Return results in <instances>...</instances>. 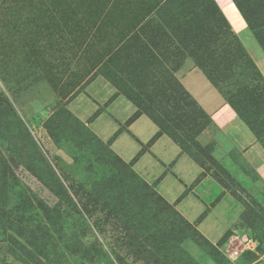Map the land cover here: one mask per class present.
Returning a JSON list of instances; mask_svg holds the SVG:
<instances>
[{"label": "rangeland", "instance_id": "obj_1", "mask_svg": "<svg viewBox=\"0 0 264 264\" xmlns=\"http://www.w3.org/2000/svg\"><path fill=\"white\" fill-rule=\"evenodd\" d=\"M232 1L240 34L214 0H0V264H264V178L239 150L264 157V0ZM190 64L235 133L176 79ZM118 92L243 204L216 243L90 132Z\"/></svg>", "mask_w": 264, "mask_h": 264}, {"label": "crops", "instance_id": "obj_2", "mask_svg": "<svg viewBox=\"0 0 264 264\" xmlns=\"http://www.w3.org/2000/svg\"><path fill=\"white\" fill-rule=\"evenodd\" d=\"M214 2L230 29L240 34L246 23L238 9L239 19L236 25L233 23L237 19L236 11L227 3L234 2ZM256 59L264 71L263 55L256 54ZM189 66L183 71L176 70L174 75L178 82L213 119L218 116L223 119L222 125L227 132H234L239 125L236 114L228 111L222 97L200 68ZM138 111V105L131 98L118 92L89 120L87 126L207 241L216 243L241 215L242 203L210 174H203L198 163L168 135L158 133L157 124L146 113ZM259 148L258 143H253L239 150L264 178V157Z\"/></svg>", "mask_w": 264, "mask_h": 264}, {"label": "trees", "instance_id": "obj_3", "mask_svg": "<svg viewBox=\"0 0 264 264\" xmlns=\"http://www.w3.org/2000/svg\"><path fill=\"white\" fill-rule=\"evenodd\" d=\"M234 2V1H233ZM234 4L236 5V7H237V9L239 10V6H238V4L236 3V2H234ZM240 12H241V10H239ZM242 17H244L243 15H242ZM245 19V18H244ZM206 76H207V78L210 80V81H213V79H212V77L211 76H209V75H207L206 74ZM186 92V91H185ZM138 113H146V112H144V111H142L141 109H139V107H138ZM202 110V109H201ZM147 114V113H146ZM241 114V113H240ZM240 114H238L240 117H242ZM148 115V114H147ZM149 116V115H148ZM155 123H156V121L151 117V116H149ZM157 124V123H156ZM157 126H158V133H165L166 135H168L179 147H180V149L183 151V152H185L188 156H190L196 163H198V161L192 156V155H190L188 152H186V151H184V149L181 147V145L179 144V142L172 136V134H170V133H168V132H165V131H163L162 129H161V127H160V125H158L157 124ZM91 132V131H90ZM92 133V132H91ZM93 134V133H92ZM100 140V139H99ZM101 141V140H100ZM103 142V141H102ZM112 151V150H111ZM113 152V151H112ZM114 153V152H113ZM122 161V160H121ZM123 163H125V162H123ZM127 164V163H126ZM199 164V163H198ZM200 165V164H199ZM130 166V165H129ZM132 170V169H131ZM133 171V170H132ZM133 173H134V171H133ZM203 174H204V172H202ZM137 175V174H136ZM138 176V175H137ZM212 176V175H211ZM139 177V176H138ZM213 177V176H212ZM140 178V177H139ZM214 178V177H213ZM141 179V178H140ZM215 179V178H214ZM142 180V179H141ZM216 180V179H215ZM216 181H218V180H216ZM142 182L146 185V186H150V185H148L146 182H144L143 180H142ZM219 182V181H218ZM220 183V182H219ZM221 184V183H220ZM222 185V184H221ZM223 186V185H222ZM151 187V186H150ZM152 188V187H151ZM153 189V188H152ZM153 191H154V189H153ZM154 193L157 195V197L161 200V201H163V202H165L167 205H170L168 202H166L159 194H157L156 193V191H154ZM238 200V199H237ZM239 201V200H238ZM243 205V204H242ZM170 206H172V205H170ZM244 207V206H243ZM172 208H173V210L180 216V217H182L175 209H174V207L172 206ZM244 211V210H243ZM183 218V217H182ZM184 219V218H183ZM185 220V219H184ZM186 221V220H185ZM187 223H189L188 221H186ZM226 233H228V230L224 233V235H226ZM223 235V236H224ZM223 236L221 237V238H223ZM209 242V241H208ZM210 243V242H209ZM211 244V243H210Z\"/></svg>", "mask_w": 264, "mask_h": 264}, {"label": "built area", "instance_id": "obj_4", "mask_svg": "<svg viewBox=\"0 0 264 264\" xmlns=\"http://www.w3.org/2000/svg\"><path fill=\"white\" fill-rule=\"evenodd\" d=\"M235 255H237V253H234Z\"/></svg>", "mask_w": 264, "mask_h": 264}, {"label": "bare ground", "instance_id": "obj_5", "mask_svg": "<svg viewBox=\"0 0 264 264\" xmlns=\"http://www.w3.org/2000/svg\"><path fill=\"white\" fill-rule=\"evenodd\" d=\"M233 11V10H232ZM230 14V13H229Z\"/></svg>", "mask_w": 264, "mask_h": 264}]
</instances>
